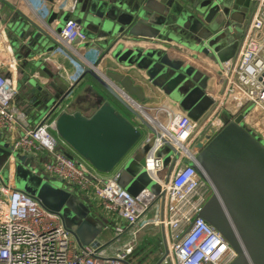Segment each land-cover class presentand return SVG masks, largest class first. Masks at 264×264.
<instances>
[{"label": "water", "instance_id": "water-1", "mask_svg": "<svg viewBox=\"0 0 264 264\" xmlns=\"http://www.w3.org/2000/svg\"><path fill=\"white\" fill-rule=\"evenodd\" d=\"M76 3L83 24L107 41L104 48L107 65L85 68L77 81L78 84L90 78L98 87V108L89 117L66 111L73 103L75 87H70L59 71L52 73L43 66L44 56L54 51L55 44L45 27L38 28L27 20L11 28L12 45L23 51L26 61L22 73L25 74L18 83L20 105L26 118L40 120L53 116L55 135L101 174L111 173L125 159L140 140L141 127L157 135L143 115L151 101L145 98V92L177 106L194 122L213 105L206 95L209 76L192 64L199 60L198 55L190 57L166 42L184 44L222 64L237 54L242 30L254 7L253 0H76ZM122 112L131 115L137 125ZM243 120L244 115L239 112L222 110L221 128L216 133L211 129L203 133L194 145L197 154L189 166L212 189L199 217L235 253L236 258L230 264H264V144L249 132ZM30 160L22 157V165L15 168L28 193L16 190L56 215L79 249L96 248L101 231L89 218L75 221L72 209L69 210L74 230H67L63 212L75 202L74 195L61 182L30 173L25 168ZM128 164L131 191L146 186L143 164L127 160L125 166ZM165 254L156 264L162 263Z\"/></svg>", "mask_w": 264, "mask_h": 264}, {"label": "built area", "instance_id": "built-area-1", "mask_svg": "<svg viewBox=\"0 0 264 264\" xmlns=\"http://www.w3.org/2000/svg\"><path fill=\"white\" fill-rule=\"evenodd\" d=\"M253 1L237 54L221 64L224 85L211 98L213 105L209 111L196 122L184 114L168 112L163 122L152 118L148 121L157 135H152L154 145L144 160L143 170L158 182V197L147 188L131 196L117 185L118 173L109 177L94 173L63 141L61 144L68 152L48 133L54 126L53 116L44 117L36 126L28 128L23 111L14 103L17 97L12 77L15 63L0 66V133L10 143L7 180L0 174V264H130L129 257L140 230L137 225L155 202L160 203V216L142 227L152 225L162 231L163 254H166L161 264H230L236 258L224 238L199 217L212 189L189 164L194 162L197 154L194 145L203 133L207 129L216 133L221 128L222 110L237 113L250 105L264 114V0ZM45 29L55 44L52 54H60L74 72H80L72 78V74L57 65L56 70L73 88L84 69L92 67L74 47L76 40L85 43L87 37L73 19H66L59 31ZM0 38L6 41L1 24ZM3 69L11 77H3ZM122 98L137 109L130 100ZM163 145L172 150L168 170L155 157ZM19 155L31 159L34 175L42 172L49 180H59L78 194L94 199L106 216L117 220L112 241L122 244L121 248L106 259L96 254L97 248H77L56 215L16 190L14 174ZM125 227L129 238L122 241L127 235Z\"/></svg>", "mask_w": 264, "mask_h": 264}, {"label": "crops", "instance_id": "crops-1", "mask_svg": "<svg viewBox=\"0 0 264 264\" xmlns=\"http://www.w3.org/2000/svg\"><path fill=\"white\" fill-rule=\"evenodd\" d=\"M66 19L75 20L79 24L84 34H86L87 36V41H85V43H81L79 40H76L74 43V47H76L77 51L84 58V60L87 61V64L90 63L95 66L97 65L99 68L101 65L103 66L107 65L108 60L105 59V55L107 51L104 50L107 41L100 36L98 37V35L95 32H93L89 27L83 24L82 18L79 17V10L77 7L76 0H51V1L50 0H41V1L0 0V24L4 29L6 36V41H3L0 38V66L1 65L9 66L11 61H14L15 63L16 69L14 71L10 69V71L14 72V75H12V77H14V87L16 88V92H17V97L14 103L18 107V109L22 110V107L20 105V94L18 90V83L22 75L25 74L22 73L25 72L24 67L26 65V61L23 58V51H19L18 49L14 48L12 45V38L14 37V35L11 31V28L18 22H23L27 20L28 22H30L31 24L35 25L38 28L45 27L52 32H56L59 31V29L63 26ZM244 29L242 30V34ZM166 43L170 46L181 48L183 54H186L190 57H192L191 56L192 54L198 55L199 60L196 63L192 62V64L198 67V69L203 71L210 78L208 82V88L206 90V95L212 98L222 91L224 84L222 77L220 75L221 64H219L217 61L213 59H210L209 57L199 55L198 53H196L195 51H193L184 44L180 43L181 44L180 45L173 42H166ZM52 46L54 45L52 44ZM43 64H44L43 66H46L47 69L52 73H56L55 71L57 69V65L59 64L66 71H68V74H72V78H76L77 76L80 75V72L78 71L74 72V70L70 68L69 63L60 54L53 55L52 52L47 53V55L44 56ZM1 75L5 78L11 77V75H9L8 72L4 69L1 70ZM72 92H73L72 98H74L73 103H71L68 106V108H66V111L68 113L79 112L86 117L91 116L98 108V93H99L98 87H96V85L91 81L90 78H86L81 82H79L75 86ZM151 93L152 92H148L147 94L145 92V98L151 100L149 103L146 104L147 112L143 113L145 119H147L148 121L151 122L152 120H150V118H152L163 122L166 117V112L172 115L183 114L177 106H174L172 103L160 97H156L154 99ZM239 113L244 115V120H243L244 126L247 129L251 130L253 133L254 131L252 130L253 129L252 126H254L255 124L253 118L254 116L257 117V119L258 117L263 119V121L261 122L264 125V114L256 109H253L250 105L243 106L242 109L239 111ZM25 119L28 128H32L39 123V121H36L32 118L25 117ZM148 137L149 136H147V139ZM145 142H147V140H145L144 143ZM0 148L7 153L6 158L8 159L10 153V143L8 139H5L4 135L1 133H0ZM148 153L147 154L144 153L142 155L143 160H145ZM18 158H22V156L20 155L17 156L16 161ZM132 158L133 157H129V160H131ZM126 162L127 161H125V163ZM6 164H7V160L5 163V166L7 167ZM55 181H59V180H55ZM61 184L71 194H73L68 185L64 184L63 182H61ZM74 195L83 199L84 202L89 205L88 207L90 211L99 216L98 219L100 225H102V228H101L100 236L98 238V242L100 243V245L99 247H96L97 248L96 254L102 259L111 257L118 249L121 248L122 245L120 243H115L112 241L113 228L117 224V220L112 219L111 216L109 217L106 216L94 199L92 198L89 199L84 195L78 194L77 192L74 193ZM160 214L161 211L159 209V214L157 215V217H159ZM154 216L155 215L153 212L149 213V215L141 219V221L137 225L140 230L138 233L137 241L135 243L133 252L135 250L137 251L138 249L146 250V248L150 246L148 245V243H145L144 240L141 241V238L142 236H145L146 234L150 233L148 229L152 228V226L147 225L146 229H144L145 227L143 228L142 226L144 223H149L153 221L155 219ZM120 224L121 226H123V223ZM153 228H155V230L159 234L158 241L161 243L159 247L154 246V253H156V255L158 256V260L156 261L157 263L163 255L164 248L162 243L163 242L162 234H161L162 231L159 228L156 227ZM127 229L128 228L125 227L126 231ZM126 234L127 235L123 237L122 241L128 240L129 238L128 231Z\"/></svg>", "mask_w": 264, "mask_h": 264}, {"label": "rangeland", "instance_id": "rangeland-1", "mask_svg": "<svg viewBox=\"0 0 264 264\" xmlns=\"http://www.w3.org/2000/svg\"><path fill=\"white\" fill-rule=\"evenodd\" d=\"M264 56V53L262 54ZM118 111H122L121 108H117ZM23 111V110H22ZM122 114L132 123H134V118L129 115L126 112H122ZM254 118V126H252V130L254 131V134L251 130H249V132H251L255 137H257L263 144H264V125L261 121H263V119H261L260 117H253ZM41 120V119H40ZM39 119H37L36 121H40ZM258 120V121H257ZM135 125L136 122L134 123ZM141 138L138 141V143L129 151V153L126 155L125 159L123 161H121L114 169L111 173L109 174H101L98 172L93 171L94 173H96L97 175L101 176V177H109V176H114L116 173L119 174V178L117 180V185L125 190L128 194H130L131 196H135L137 195L143 188H147V190L152 193L154 196L158 197L160 194V186L158 184L157 181H155L154 179H152L151 177L147 176V185L142 187L140 186L137 190L135 191H131V181L132 178L129 174L128 171V165L125 166V161H127L128 159V163H138L140 165H142V167L144 166V163H142V155L145 153L147 154L153 147L154 145V137L149 133L148 130L144 129L141 127ZM48 133L55 139L57 140V142L59 144H61V140L55 135L54 130L51 128L48 130ZM151 135L150 139L147 140V136ZM261 138H259L258 136ZM147 140V142L144 143V141ZM62 145V144H61ZM63 146V145H62ZM63 148L66 150V148L63 146ZM67 151V150H66ZM68 152V151H67ZM7 153L3 150L0 149V174L3 176L4 180L6 181L8 178V169L5 166L6 160H7ZM171 155H172V150L167 147L166 145H163L162 147H160L156 152H155V157L160 159L162 162L163 167L168 170L170 163H171ZM129 157H133L131 160H129ZM78 159V157H76ZM21 158L17 159V162L19 165H22L20 162ZM130 161V162H129ZM30 173H31V160L29 161V164L27 167H25ZM92 171V170H91ZM19 173H17L15 171L14 174V182L16 185L17 189L20 190H24L25 192L28 193L27 190L24 189L22 183H20V178L17 176ZM41 175L44 176L45 174L41 172ZM48 179V178H47ZM71 192L76 193V191L69 187ZM30 192V191H29ZM211 192L209 193L208 198L210 197ZM75 202L72 203V206L70 205L68 210L65 209L63 212V217L65 220V226L67 228V230H74V225H73V221L71 220L72 215L70 214V210L72 209L74 215H75V221L78 220H88V218L90 220H92L94 222V225L97 227V229L99 231H101L102 225H100L99 223V216L95 213H92L89 209V205L87 203L84 202L83 199H81L78 196H75ZM159 201V200H158ZM70 209V210H69ZM159 209H160V203L159 202H155L153 204V206L151 207V210L149 213L153 212L154 213V218L157 217V215L159 214ZM149 213L147 214V216L149 215ZM153 218V219H154ZM151 219V218H149ZM152 226V225H149ZM146 229V227L144 228ZM148 231H150L149 234H146L145 236H142L141 241L144 240L145 243H148V245H150L149 247L146 248L145 252H147V254H150L152 252H154V246H158L161 245V243L158 241L159 239V234L157 233V231L155 230V228H150L148 229ZM147 232V231H146ZM150 238V240H149ZM140 241V244H141ZM150 241V242H149ZM83 244V242H82ZM137 249V248H136ZM146 257V256H143ZM141 259L144 258H139L138 262H141Z\"/></svg>", "mask_w": 264, "mask_h": 264}, {"label": "trees", "instance_id": "trees-1", "mask_svg": "<svg viewBox=\"0 0 264 264\" xmlns=\"http://www.w3.org/2000/svg\"><path fill=\"white\" fill-rule=\"evenodd\" d=\"M140 257L144 259H141V262H138ZM157 260L158 256L156 255V253L153 252L147 254V252H145V250L143 249H138L137 251L135 250L129 257V263L131 264H154Z\"/></svg>", "mask_w": 264, "mask_h": 264}]
</instances>
